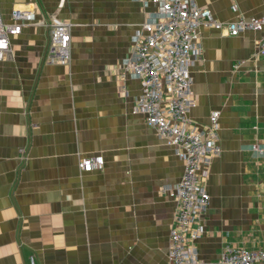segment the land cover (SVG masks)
Wrapping results in <instances>:
<instances>
[{
	"label": "crops",
	"instance_id": "obj_1",
	"mask_svg": "<svg viewBox=\"0 0 264 264\" xmlns=\"http://www.w3.org/2000/svg\"><path fill=\"white\" fill-rule=\"evenodd\" d=\"M227 24L264 15V0H196ZM238 5L234 13L232 5ZM36 12L0 62V264H168L176 204L167 191L184 162L143 113L126 67L152 0H0ZM57 17L72 24L71 62L44 61ZM262 33L201 27L191 66L197 129L220 112L218 145L202 183L209 210L195 241L207 264L225 245L264 250ZM258 149L254 150L253 146ZM103 156L102 171L82 159Z\"/></svg>",
	"mask_w": 264,
	"mask_h": 264
},
{
	"label": "built area",
	"instance_id": "obj_2",
	"mask_svg": "<svg viewBox=\"0 0 264 264\" xmlns=\"http://www.w3.org/2000/svg\"><path fill=\"white\" fill-rule=\"evenodd\" d=\"M157 6L135 35L132 59L127 71L140 80L141 94L136 98L133 112L143 113L157 135L172 145L184 162L181 181L167 191L175 201L176 210L170 231L168 264H201L195 241L201 237V222L209 210V194L202 183L208 175L211 161L218 157L220 112L213 111L209 124L197 130L188 119L196 106L192 95L191 66L193 56L200 53L201 27L226 30L237 36L247 31L262 33L259 54L264 56V15L239 17L224 24L213 13L200 7L196 0H152ZM234 13L238 5H232ZM36 12L13 9L10 21H5L0 8V62L12 55V39L26 25L34 23ZM49 39L44 61L47 65H69L71 62L72 24L57 17L46 23ZM258 149L257 145L253 146ZM104 157L82 159L84 172L102 171ZM31 264H35L32 259ZM207 264H264V250H248L227 244L219 258Z\"/></svg>",
	"mask_w": 264,
	"mask_h": 264
}]
</instances>
